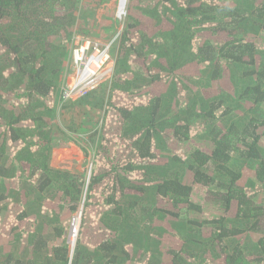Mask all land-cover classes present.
<instances>
[{
  "label": "trees",
  "instance_id": "1",
  "mask_svg": "<svg viewBox=\"0 0 264 264\" xmlns=\"http://www.w3.org/2000/svg\"><path fill=\"white\" fill-rule=\"evenodd\" d=\"M100 2L0 0V264H264V0H129L113 78L62 100ZM59 103L102 111L88 182L51 164Z\"/></svg>",
  "mask_w": 264,
  "mask_h": 264
},
{
  "label": "built area",
  "instance_id": "2",
  "mask_svg": "<svg viewBox=\"0 0 264 264\" xmlns=\"http://www.w3.org/2000/svg\"><path fill=\"white\" fill-rule=\"evenodd\" d=\"M128 6L129 0H116L114 15L120 28L106 43L78 32L73 33L69 53L71 73L63 85L62 100H78L112 79L115 71V59L110 51L115 41L119 39L124 24L123 19L128 13ZM90 174L91 169L86 173V182H88ZM83 199L68 224L67 243L70 248V256H72L80 231Z\"/></svg>",
  "mask_w": 264,
  "mask_h": 264
},
{
  "label": "rangeland",
  "instance_id": "3",
  "mask_svg": "<svg viewBox=\"0 0 264 264\" xmlns=\"http://www.w3.org/2000/svg\"><path fill=\"white\" fill-rule=\"evenodd\" d=\"M116 0H101L99 3V7L95 10L94 14H104L106 11H114L116 8ZM86 1H83L85 3ZM87 3V2H86ZM91 4V3H89ZM85 17V16H82ZM120 28V24L118 25ZM67 66V74L66 79L70 77L71 73V61L70 57L68 56V60L66 61ZM65 66V68H66ZM64 68V72H66V69ZM69 111L63 109V106L59 103L58 105L54 106V111L51 110V120L53 121V127L60 128L64 131L65 135H68L70 139H66L64 137H60V132H56L58 130H54L55 135H58V138L56 141L53 142L52 146V157H51V163L54 166L58 167H64L67 169H70L72 172L78 171H84L88 173L89 169H91V165L93 162V157L95 153V145H93V141H98V126L100 125V120L102 117V111L94 113L92 115V121L90 122L91 126H87L84 129L85 130H70L68 127H66L67 122L63 121V119L69 118ZM91 127V128H90ZM95 131V132H94ZM96 133V136H94ZM60 137V138H59ZM64 145H60L63 144ZM86 151V152H85ZM76 211L71 212L67 214L64 217L63 222H67L66 224H69V221L71 219V216L74 215Z\"/></svg>",
  "mask_w": 264,
  "mask_h": 264
},
{
  "label": "crops",
  "instance_id": "4",
  "mask_svg": "<svg viewBox=\"0 0 264 264\" xmlns=\"http://www.w3.org/2000/svg\"><path fill=\"white\" fill-rule=\"evenodd\" d=\"M115 3H116V1H115ZM113 14L111 15V11L108 12V16H103V14L102 15H100V14L95 15L94 13L91 14L89 12L87 15H85V18L90 17V15H92V16H94V18H96V20H95L96 23H95V26H91V28L88 29V33L87 32H85V33H87V35L91 38H95V39L100 40L102 43H106L107 41H109L113 37V35L119 30V26H118L119 23H117L118 21L115 20L116 17ZM78 20H80V19H78ZM84 20L85 19H83V21ZM112 22H113V26H112ZM117 42H118V40L115 41V43H114V45L110 51L112 57L115 59V71L117 68L116 57H115V47H116ZM112 78H113V76H112ZM98 89L99 88H97L95 91H97ZM56 167H58V166H56Z\"/></svg>",
  "mask_w": 264,
  "mask_h": 264
},
{
  "label": "clouds",
  "instance_id": "5",
  "mask_svg": "<svg viewBox=\"0 0 264 264\" xmlns=\"http://www.w3.org/2000/svg\"><path fill=\"white\" fill-rule=\"evenodd\" d=\"M99 88V87H98ZM95 91V90H94Z\"/></svg>",
  "mask_w": 264,
  "mask_h": 264
}]
</instances>
